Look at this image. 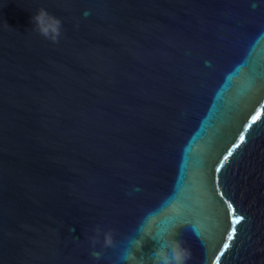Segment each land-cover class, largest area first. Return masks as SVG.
Wrapping results in <instances>:
<instances>
[{
  "label": "water",
  "instance_id": "obj_1",
  "mask_svg": "<svg viewBox=\"0 0 264 264\" xmlns=\"http://www.w3.org/2000/svg\"><path fill=\"white\" fill-rule=\"evenodd\" d=\"M149 213L187 264H264V0H0V264H125Z\"/></svg>",
  "mask_w": 264,
  "mask_h": 264
},
{
  "label": "clouds",
  "instance_id": "obj_2",
  "mask_svg": "<svg viewBox=\"0 0 264 264\" xmlns=\"http://www.w3.org/2000/svg\"><path fill=\"white\" fill-rule=\"evenodd\" d=\"M88 13H85L87 16ZM32 29L46 40L57 43L62 35V22L59 18L51 15L44 8H39L31 17ZM154 214L149 213L138 228L137 238H128V247L121 251L118 259L125 264H144V259H138L135 252L140 251L145 237L156 241L157 247L153 249L148 257V264H187L191 259V251L184 246V242L174 237L177 235V227L156 228L153 219ZM73 231V229H71ZM94 235L88 236L87 240L91 246L89 255L99 260L103 255V249L114 246V231L112 229L101 230L99 226L93 229ZM102 235V240H101ZM97 244L101 245L99 251L95 250Z\"/></svg>",
  "mask_w": 264,
  "mask_h": 264
},
{
  "label": "snow or ice",
  "instance_id": "obj_3",
  "mask_svg": "<svg viewBox=\"0 0 264 264\" xmlns=\"http://www.w3.org/2000/svg\"><path fill=\"white\" fill-rule=\"evenodd\" d=\"M253 121H255L256 117L254 116ZM244 132H247V128L244 129ZM245 141V135L242 133L239 135V142L233 145V149L238 148L240 144H242ZM233 155V151H228L227 155L223 157V159L219 162L220 166L216 168V172L219 173L221 171V168L223 167L224 163L229 160V157ZM229 208L232 207V205H228ZM244 220V217L242 216H235V218L231 222L232 231L227 235V241H233L235 233H236V226L241 224V222ZM223 248L227 250L229 248V243H224ZM223 255V252L221 253V256ZM216 261H220V256H216Z\"/></svg>",
  "mask_w": 264,
  "mask_h": 264
}]
</instances>
